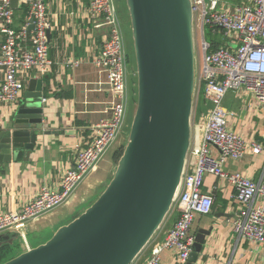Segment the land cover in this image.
Here are the masks:
<instances>
[{"label":"crops","instance_id":"1","mask_svg":"<svg viewBox=\"0 0 264 264\" xmlns=\"http://www.w3.org/2000/svg\"><path fill=\"white\" fill-rule=\"evenodd\" d=\"M89 3L90 0H47L51 24L47 36L48 55L52 64L45 73L37 69L21 73L23 87L17 101L0 106L2 127L13 120L18 106L25 101L30 79H41L42 129L36 133V144L32 150H21L13 153L7 161L0 160V212L20 210L44 187L60 190L64 171L74 165L77 151L95 134V124L110 116L104 110L110 99L106 74L93 63L106 39L107 28L100 25V18L89 15ZM120 7L127 13L125 1L124 8ZM13 10L14 27L24 26L28 6L16 0ZM127 25L131 35L128 21ZM2 40L0 32V42ZM25 44L30 45L28 39ZM72 60H77L78 65L67 64V61ZM134 72L135 68L128 72L131 90L129 105L134 103ZM205 104L198 94L190 119L191 146L202 141L207 111H202L201 105ZM223 106L228 112L226 125L229 130L239 133L247 142L261 140L264 134V103L258 101L253 93L244 88L230 90L223 99ZM122 141L123 135L65 203L26 224L24 238L19 236L9 244L12 245L16 240L20 243V250L14 256L44 243L38 240L40 235L54 233L57 228L74 219L83 211H79V206L105 188L115 168L114 152ZM209 150L213 157L219 155L215 147L209 146ZM195 162L196 157L189 152L185 159L188 171L193 169ZM223 167L227 172H238L264 186V152L253 153L247 148L240 158H227ZM201 192L213 197L212 208L208 214H195L191 232L195 237L200 229H209L210 234L205 236L193 264H264V244L239 238L232 228L233 217L245 207L234 200V187L221 177L206 174ZM254 203L261 204L262 198L257 196ZM178 215L179 210L173 205L132 264L145 263L153 249L162 244ZM160 259L162 264H186V261L181 263L178 260L176 250L171 248L163 249Z\"/></svg>","mask_w":264,"mask_h":264},{"label":"built area","instance_id":"2","mask_svg":"<svg viewBox=\"0 0 264 264\" xmlns=\"http://www.w3.org/2000/svg\"><path fill=\"white\" fill-rule=\"evenodd\" d=\"M28 6L27 22L14 27V10L11 0H0V106L17 101L23 87L21 73L37 69L45 73L52 62L48 55L47 33L51 24L48 19L47 0H19ZM193 31L200 29L202 41L195 57L194 100L201 87L209 103L203 125L202 141L189 146L196 157L193 169L184 165L181 181L174 200L179 215L168 230L162 244L153 249L144 264H162L163 249H174L178 260H187L194 244L191 226L195 214H208L213 197L201 192L203 177L211 174L228 181L235 189L234 200L245 207L232 219V228L239 236L251 242L264 244V186L245 178L238 172L224 170L227 158L238 159L250 148L253 153L264 152V134L261 140L247 142L239 133L226 125L227 110L223 99L230 90L244 88L264 103V0H191ZM88 13L100 18L107 28L94 65L106 74L110 99L105 112L110 116L95 124V134L81 147L75 163L63 173L58 191L42 188L20 210L0 212V233L12 231L24 238L26 224L65 203L106 153L125 133L130 93L127 78V51L114 0H90ZM33 24V28L28 27ZM208 26L212 35L222 36L221 45L210 49L211 42L204 39ZM197 37V36H196ZM30 45L25 46V40ZM71 66L77 60L67 61ZM135 75V73H134ZM136 101V100H135ZM209 146L219 155L213 157ZM262 198L255 204V198Z\"/></svg>","mask_w":264,"mask_h":264},{"label":"water","instance_id":"3","mask_svg":"<svg viewBox=\"0 0 264 264\" xmlns=\"http://www.w3.org/2000/svg\"><path fill=\"white\" fill-rule=\"evenodd\" d=\"M124 1L136 105L112 177L84 211L47 241L1 264H132L173 207L191 138L196 74L191 0ZM41 101V79H30L25 101L0 127V160L34 148L42 129ZM209 234V229L197 232L186 264L196 261ZM18 237L2 232L0 246Z\"/></svg>","mask_w":264,"mask_h":264},{"label":"rangeland","instance_id":"4","mask_svg":"<svg viewBox=\"0 0 264 264\" xmlns=\"http://www.w3.org/2000/svg\"><path fill=\"white\" fill-rule=\"evenodd\" d=\"M227 1H229V2H237V0H227ZM114 2H115V5H116V8H117V11H118V17H119V21H120V26H121L122 34H123V37H124V42L126 44L125 48L128 47L126 51H128V54H127L128 55V57H127V75L128 76H127V78H129V75H130L128 73L129 70H131L132 68H135L133 47H132V41H131L132 39H131V35L129 33V28H128V25H127V21L129 23V16L127 15L126 11H124L125 9H121V7H120V6H123V8H124V1L123 0H121V1L120 0H114ZM204 39L207 42H211V41L221 42L222 41V36L219 33H217L216 35H212V32L210 31L208 26H205ZM201 41H202V34H201L200 29H199L198 32H196V31L194 32L195 57L199 53V44H201ZM129 43H130V45H129ZM135 72H136V68H135ZM133 86L136 87V75L134 76V85ZM129 90H130V88H129ZM133 97H134V99H136V95L133 96ZM199 97H200L201 102H206L205 106L201 105V110L206 112L210 105H209V103L207 101L204 100V98H205L204 97V87H201V89L199 91ZM133 102L134 103L128 105V108H127V117H126V121L127 122H126V127H125V133L122 134L123 135L122 143L117 145L119 148H121V147L124 148V145H125L126 140H127V133H128V130H129L131 118H132V115H133V112H134V109H135V105H136V101H133ZM122 151H123V149H122ZM115 165H116V163H115ZM103 189H104V187L102 188V190ZM100 192H98L97 195L94 198L92 197L93 199L92 198L86 199V201L83 202L79 206L80 207L79 211H81V210L84 211V209H86V207H88L92 203V201L95 200L97 196H99ZM52 233L53 232H51V233L49 232L46 235H40L38 237V240H43L45 242L52 236ZM19 250H20V243H19V241L16 240L11 245V249L9 250V252L7 251L3 256L6 258L8 256L16 254Z\"/></svg>","mask_w":264,"mask_h":264},{"label":"trees","instance_id":"5","mask_svg":"<svg viewBox=\"0 0 264 264\" xmlns=\"http://www.w3.org/2000/svg\"><path fill=\"white\" fill-rule=\"evenodd\" d=\"M16 28V27H15ZM219 45H221V42H216V41H211V47H210V49L211 50H214V49H216L217 47H219ZM134 90V96L136 95V87H134L133 88ZM136 99H134V101H135ZM122 147L121 148H118L115 152H114V156H113V159H114V162L115 163H117V161H118V159H119V157H120V155H121V153H122ZM11 249V245H9V244H2L1 246H0V264L1 263H3V262H5V261H7L8 259H10V258H12V257H14V255H11V256H8V257H4L3 255L8 251L9 252V250Z\"/></svg>","mask_w":264,"mask_h":264},{"label":"bare ground","instance_id":"6","mask_svg":"<svg viewBox=\"0 0 264 264\" xmlns=\"http://www.w3.org/2000/svg\"><path fill=\"white\" fill-rule=\"evenodd\" d=\"M127 122V121H126Z\"/></svg>","mask_w":264,"mask_h":264}]
</instances>
